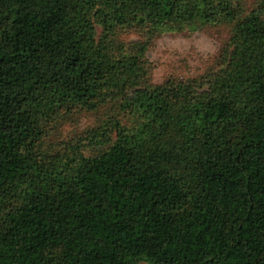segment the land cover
<instances>
[{
    "label": "trees",
    "instance_id": "16d2710c",
    "mask_svg": "<svg viewBox=\"0 0 264 264\" xmlns=\"http://www.w3.org/2000/svg\"><path fill=\"white\" fill-rule=\"evenodd\" d=\"M217 22V70L152 82L155 37ZM110 100L98 151L43 148ZM141 261L264 264V0H0V264Z\"/></svg>",
    "mask_w": 264,
    "mask_h": 264
},
{
    "label": "rangeland",
    "instance_id": "374dc122",
    "mask_svg": "<svg viewBox=\"0 0 264 264\" xmlns=\"http://www.w3.org/2000/svg\"><path fill=\"white\" fill-rule=\"evenodd\" d=\"M248 7L255 0H242ZM149 29L137 25L125 27L119 38L133 41L148 36ZM232 33V23L217 22L206 25L198 31L167 32L153 40L147 53L153 66L152 82L159 84L168 77L178 79L195 78L219 68L223 47ZM136 115L123 109L118 101L110 100L94 109L76 106L63 110L50 121L44 136V147L52 152L66 153L81 151L92 154L101 147L93 145V134L100 129L110 130L114 137L116 123L131 126ZM112 123V124H111ZM100 140L105 136L99 135ZM98 146V148H96ZM138 264H152L141 261Z\"/></svg>",
    "mask_w": 264,
    "mask_h": 264
}]
</instances>
